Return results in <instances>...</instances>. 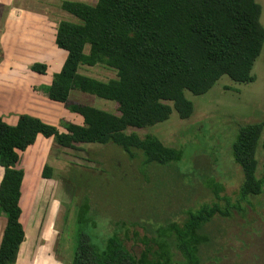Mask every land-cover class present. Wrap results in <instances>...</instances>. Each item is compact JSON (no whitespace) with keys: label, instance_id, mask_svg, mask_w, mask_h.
I'll return each mask as SVG.
<instances>
[{"label":"trees","instance_id":"trees-1","mask_svg":"<svg viewBox=\"0 0 264 264\" xmlns=\"http://www.w3.org/2000/svg\"><path fill=\"white\" fill-rule=\"evenodd\" d=\"M61 7L77 21L58 22L55 44L67 54L43 91L83 116V123L65 121L60 130L30 114H19L14 123L0 115V213L6 215L0 264H16L26 239L20 204L25 171L19 163L21 153L39 135L71 148L77 143H112L130 160L140 161V167L176 165L184 159L182 149L127 129L162 122L174 109L180 117H189L193 104L186 92L204 94L223 75L239 83L253 82V65L264 42L257 0H64ZM96 64L116 68L117 78L104 81L79 72L81 65ZM31 69L45 73L47 65L34 62ZM73 88L115 100L118 113L71 103ZM263 131L264 121L241 126L231 148L244 183L238 201L223 198L224 208L214 202L183 211L181 220L176 213L160 223L143 218L116 221L106 233L96 218L86 215L90 204L82 201L71 264H204L202 246L213 239L207 225L218 215L242 210V200L263 194L264 166L258 177L256 159ZM44 169V176L51 177L52 167L46 164ZM214 185V193L222 188Z\"/></svg>","mask_w":264,"mask_h":264},{"label":"rangeland","instance_id":"rangeland-1","mask_svg":"<svg viewBox=\"0 0 264 264\" xmlns=\"http://www.w3.org/2000/svg\"><path fill=\"white\" fill-rule=\"evenodd\" d=\"M61 1L64 0H27L24 3L42 13L41 18L31 20L41 24L34 26L35 41L47 44L42 49L38 47L41 59H45L48 52L55 59L61 58L59 50L53 47L54 30L62 19L77 21L62 9ZM257 1L262 7L260 19L264 26V0ZM2 44L0 41V56L7 52L13 54L14 50L20 53L18 47ZM26 49L22 47L25 55ZM48 67L45 73H40L43 78L39 90L50 84L49 78L51 81L61 68L56 62H49ZM79 72L104 81L118 76L116 68L103 64L81 65ZM252 73L255 75L253 82L239 83L223 75L204 94L187 91L186 96L193 104V111L187 118L180 117L174 109L162 122L127 129L128 133L136 132L140 136L151 134L165 145L182 149L184 159L176 165L140 167V161L130 160L112 143H77L71 148L60 146L50 138L23 151L19 166L24 169L25 177L20 202L28 237L16 264H71L74 240L81 227L76 212L82 201L90 204V208L85 209L86 215L96 218L99 228L106 233L112 231L116 221L143 218L146 222L160 223L176 213L181 220L185 216L183 211L203 205L218 202L224 208V197L238 201L244 173L232 156L231 146L242 125L264 121V42ZM4 77L0 76V85L6 86L0 102L22 101L26 105L28 96L17 92L25 89L26 80L21 81L24 86L19 89L15 84L8 86ZM45 94L43 91L40 95ZM46 99L38 98L42 101L41 109L45 114L57 113L53 115L57 127L61 128L65 121L78 122V115L66 119L64 107L60 105L57 109L54 100L48 96ZM69 101L118 113L115 100L77 88L71 90ZM10 116L7 115V120ZM256 159L257 176L260 177L264 166V131L257 144ZM46 164L52 167L51 177L43 174ZM2 172L0 166V179ZM214 184L222 186L216 193ZM240 203L242 210H234L230 216L218 215L207 225L213 239L202 246L204 264H264V191ZM0 215L6 218L5 214Z\"/></svg>","mask_w":264,"mask_h":264},{"label":"crops","instance_id":"crops-1","mask_svg":"<svg viewBox=\"0 0 264 264\" xmlns=\"http://www.w3.org/2000/svg\"><path fill=\"white\" fill-rule=\"evenodd\" d=\"M20 1H21L20 3H17L18 2L17 0H9V2L7 3L4 0H0V41H2L3 43L2 46L6 45V47L9 46L18 47V50L20 51L19 53V52H15L14 50L13 54L7 52L5 55L0 56V76L6 77L5 83H7L8 86L15 84L19 89L24 86L21 81L26 80V84L28 83L26 86L28 88H26L25 86V89L17 90V92L18 93L24 92V94L28 96L29 100L28 102H26V105H24L22 101L21 103L20 102L14 103L13 100L11 102L1 100L0 115H2L6 121L10 123H14L19 114L25 113L40 117L44 121L56 125L55 123L56 118H54L53 115L57 113L56 112H51L46 114L43 113L41 109L42 101L38 100L39 97L44 99L43 101L47 100L46 99L47 95L46 94L44 96L40 95L43 92V90L41 91L38 88L40 87L39 84L41 83L40 79L43 78V76L41 77L40 73L38 74L37 72L29 68L30 65L34 62L45 63L47 65V68H49L48 67L49 62H56L57 66L60 65L62 67L67 53L64 49L59 48L55 44V34H56V29H55L53 33L52 43H53V47L59 50L61 58L55 59L53 55H49V52L45 53L47 56L45 59L40 58V52L38 51L39 49L38 47L42 49V46H47V44L44 42H40L39 44H37V41H35L36 37L34 35L35 34L34 32H36V29L34 28V26H41V24L38 22L32 23L31 20L37 19L38 17L41 18L42 13H39V10H37L35 7L24 6V3L27 2V0H20ZM77 1L84 2L85 0H77ZM61 5H62V1H61ZM22 31H25L27 33L25 32L22 33ZM23 46L27 47V49L25 50V52L27 53L26 55L23 54L24 52L22 51ZM24 67L25 70H23ZM36 78L38 80H36ZM48 81L50 82V78ZM4 87H6L5 84L0 85V95H2V92L4 91L3 89ZM53 103L56 104L55 106L57 107V109H59L60 105L64 107L63 114L64 116H66V119L70 117H75L72 116L75 114L78 115V122L76 121H72V122L80 123V124L83 123V116H81L76 112H71L61 102L57 103V101H53ZM9 114L11 116L10 119L7 120V115ZM61 128H63V126ZM61 128L59 129L61 130ZM46 139H50V138H47L43 135H39L36 142L33 145L29 146V148L35 146L37 143H40ZM3 216L0 215V243L6 225V218ZM22 217H23V213H22ZM22 217H21V221H22ZM27 237L28 236L26 235L25 241L21 244L17 260L19 259V255L21 253L24 243L27 240Z\"/></svg>","mask_w":264,"mask_h":264}]
</instances>
